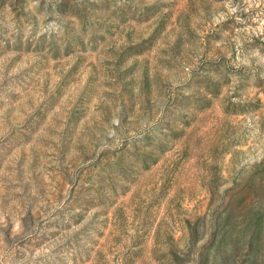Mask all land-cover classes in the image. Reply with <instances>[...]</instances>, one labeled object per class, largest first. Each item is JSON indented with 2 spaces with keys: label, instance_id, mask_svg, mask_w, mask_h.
<instances>
[{
  "label": "rangeland",
  "instance_id": "rangeland-1",
  "mask_svg": "<svg viewBox=\"0 0 264 264\" xmlns=\"http://www.w3.org/2000/svg\"><path fill=\"white\" fill-rule=\"evenodd\" d=\"M0 264H264V0H0Z\"/></svg>",
  "mask_w": 264,
  "mask_h": 264
}]
</instances>
